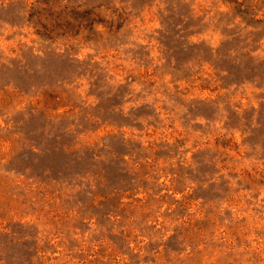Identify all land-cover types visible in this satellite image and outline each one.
Masks as SVG:
<instances>
[{
  "label": "rangeland",
  "instance_id": "obj_1",
  "mask_svg": "<svg viewBox=\"0 0 264 264\" xmlns=\"http://www.w3.org/2000/svg\"><path fill=\"white\" fill-rule=\"evenodd\" d=\"M0 264H264V0H0Z\"/></svg>",
  "mask_w": 264,
  "mask_h": 264
}]
</instances>
